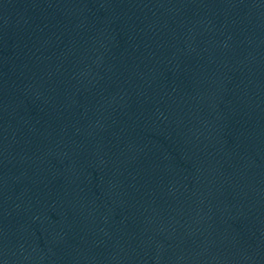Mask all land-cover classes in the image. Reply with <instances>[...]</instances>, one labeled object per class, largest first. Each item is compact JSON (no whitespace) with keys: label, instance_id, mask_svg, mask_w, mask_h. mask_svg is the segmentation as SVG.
Returning <instances> with one entry per match:
<instances>
[{"label":"water","instance_id":"95a60500","mask_svg":"<svg viewBox=\"0 0 264 264\" xmlns=\"http://www.w3.org/2000/svg\"><path fill=\"white\" fill-rule=\"evenodd\" d=\"M0 264H264V0H0Z\"/></svg>","mask_w":264,"mask_h":264}]
</instances>
